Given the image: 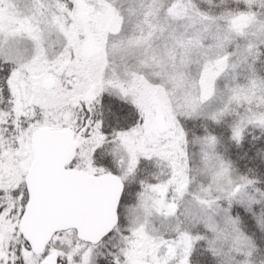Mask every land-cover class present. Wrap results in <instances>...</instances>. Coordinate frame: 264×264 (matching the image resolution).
<instances>
[{
	"label": "snow or ice",
	"instance_id": "6c2138e0",
	"mask_svg": "<svg viewBox=\"0 0 264 264\" xmlns=\"http://www.w3.org/2000/svg\"><path fill=\"white\" fill-rule=\"evenodd\" d=\"M0 264H264V0H0Z\"/></svg>",
	"mask_w": 264,
	"mask_h": 264
}]
</instances>
